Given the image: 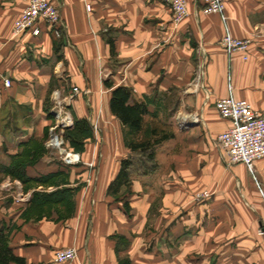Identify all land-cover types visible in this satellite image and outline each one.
Wrapping results in <instances>:
<instances>
[{
    "label": "crops",
    "instance_id": "crops-1",
    "mask_svg": "<svg viewBox=\"0 0 264 264\" xmlns=\"http://www.w3.org/2000/svg\"><path fill=\"white\" fill-rule=\"evenodd\" d=\"M53 2L64 23L61 38L45 28L40 36L12 39L13 24L25 2L0 0V42L5 43L0 68L14 81L11 88L0 84V178H7L8 185L15 182L5 174L10 175L13 158L22 155L21 144L33 138L31 126L47 122L42 105L54 79L60 87L68 81L80 89L68 107L75 118L90 122L88 108L97 112L101 105L95 102L103 97L102 113L110 116L106 120L112 125L105 123L104 139L114 136L120 145L110 169L114 176L130 152L123 126L110 111L112 89L106 81L130 88L138 101L156 93L166 104L178 94L179 108L193 109L181 119L179 136L202 128L193 137L194 144L207 139L215 146L218 135L230 126L216 109L217 101L230 94V86L237 99L264 110V0L227 3L232 35L252 41L247 60L239 52L228 56L220 43L225 31L221 17L205 15L200 0H188L190 16L176 28L170 7L161 0ZM200 67L202 85L197 82ZM85 96L93 101L87 104ZM213 149L206 153L212 156L210 161L202 163L210 173L220 161L218 148ZM104 151L106 156L113 153L99 148L97 155L103 161ZM99 166L102 163L98 164L102 172ZM25 167L31 177L60 169L47 154ZM78 168L83 166L71 169ZM218 174L215 170L211 197L198 205H186L181 181L157 182L153 173L133 179L125 201L107 196L110 180H106L91 196L78 193L72 214L60 217L53 211L49 220L30 225L0 190V230L17 226L8 246L25 264H57L55 253L72 247L78 256L70 264H264V159L255 163L253 174L242 164L228 169L225 179ZM71 180L74 184L73 176ZM161 184L169 188L158 195L154 189ZM158 199L162 208L155 207Z\"/></svg>",
    "mask_w": 264,
    "mask_h": 264
},
{
    "label": "rangeland",
    "instance_id": "rangeland-1",
    "mask_svg": "<svg viewBox=\"0 0 264 264\" xmlns=\"http://www.w3.org/2000/svg\"><path fill=\"white\" fill-rule=\"evenodd\" d=\"M0 43L2 44V47L0 48L1 52L5 43H2V41ZM7 79L11 81V87H13L14 81L11 78L7 77L0 68V84H2L3 87H5L4 84ZM52 85L53 86L51 87V90L46 94L45 101L42 105V110L45 113L47 122L43 120V123H37L31 126L33 128L32 131L34 135L31 144L25 149V154L28 156H26L27 161H39L41 157L45 156L44 154H47L51 158L53 157V159L58 162L62 161V158L59 155L57 149L51 146L53 143V133L59 135L62 144L61 148L63 151H66V153H77L70 148L66 140L67 132L74 127L76 119L75 115L69 108H67L66 113H69L71 115L73 124L68 128H64L60 126L58 120H56L53 114L54 106L56 104V93L59 92L62 98L73 96L72 90L76 86H71L67 81L62 84L63 86L60 87L61 84L57 79H54V83ZM80 93L81 92H79V94ZM77 95L73 96V101L77 98ZM84 99L87 104L91 103L90 99L91 101H93L92 98L89 99L87 98V96H85ZM105 99L106 96H104V100ZM178 99H180V96L178 94H173L169 99H167L166 112H163L161 116V120L170 125V129L167 130V132L173 133L174 137L162 144L163 147L161 146V151H159L160 153L156 157L158 168L154 173L157 174V177L155 178L157 182L160 180H162V182L167 180L181 181V185L184 189V193L182 195L186 196H184L186 198L185 203L188 207H190L198 205V203L202 201L198 197L199 194L207 191L212 195L210 186L212 185L211 181H213L215 170L219 172V177H224L225 179L226 175H224V173L227 172V170L232 166H229L227 164L226 154L217 146V143L215 141L214 144L218 148L220 153V161L219 163L217 162L218 164L215 163V165H212L215 168L214 169L212 167V173H210V171H204V167L202 165L203 161H210V159L212 158V156L206 155V153L208 152V150L214 151L213 148L215 146L211 145V143L207 139H205L204 141L203 139H201V141L196 144L192 142L193 137L198 136L202 131V128L199 127L192 130L190 129L188 133H186V136L184 138L179 136L178 131L180 129V121H182L181 119H184V117H188L190 114H192L193 111L191 110L193 109H187L184 107L180 109L178 105ZM97 100L98 101L95 102L96 105L98 103L101 105L97 112H95L96 109L88 108L89 114L91 116L90 125L92 127L93 138L86 142V152L84 154H80L82 159L85 161L80 165L83 164V166L85 167H83V169L78 168V170H73L71 168L69 169V180L72 181L71 179L73 176V181H75V183L72 184L71 187H76L82 184V189L80 190L81 193H79L88 196H91L94 193L96 187H98L99 185L101 186L104 181L110 180L111 183V181L115 179L116 175L118 174L117 173L114 176V171H110V169L114 167V161L118 159V156H115L116 153H114V151L118 148L120 149V145L119 142L114 139V136L107 140L104 139L105 137L103 133V127L104 125H106L105 123H107V127H112V125L110 124V121H108V119L106 120V118H109L110 116L108 115L106 117V115H103L102 113L103 97L99 96V99ZM33 111L39 113L38 109H34ZM154 124L156 126H159L157 122H154ZM99 148H107L109 149L110 153L111 151H113V153L106 156L104 151L103 153L105 155V160L103 161V159L101 158V160L97 155ZM101 163L102 168L100 166L99 168L102 170V172L98 169V164L100 165ZM105 163L107 166H104ZM104 167H107V171L103 170ZM159 167L163 169L161 170L159 169ZM140 174L141 172L133 175V179L139 178L141 176ZM5 175V177H10V180L15 183L11 186L7 184L9 181L7 178V182L5 178H0V190L5 191V199H12V201L14 202L13 209H15L17 212H20L22 216H25L24 221L28 225L33 224L34 222L39 221L43 218L49 220L53 211L62 213L64 215H70L72 214V212H74L71 205L68 203H61L53 207L48 204L42 207H38L32 203V197L35 193L52 192L60 189L59 187H57V184L60 183V178L52 180L47 185H39L37 183L23 184L21 182L15 181L17 179L12 175ZM61 186L63 187V185ZM166 188H169L168 185L163 184L162 186H156L154 190H156V192L159 191L156 194L162 195L166 191ZM127 192V190L123 189L122 195ZM145 192L150 194V192H147V190H145ZM107 196L109 195L107 194ZM156 201L157 202L155 207L162 208L161 199H158Z\"/></svg>",
    "mask_w": 264,
    "mask_h": 264
},
{
    "label": "built area",
    "instance_id": "built-area-1",
    "mask_svg": "<svg viewBox=\"0 0 264 264\" xmlns=\"http://www.w3.org/2000/svg\"><path fill=\"white\" fill-rule=\"evenodd\" d=\"M23 1L25 6L13 24L12 39H19L26 34L40 36L45 28L51 30L57 38L63 36L62 15L53 0ZM161 1L170 7L175 28L190 16L188 0ZM200 2L203 6L202 12L205 15L217 14L221 17L225 31L220 43L228 56L231 57L239 52L243 53V59L247 60L252 41L250 39H238L232 35L226 15L228 0H200ZM87 8L90 10L89 6ZM1 47L2 44L0 43ZM202 78L203 68L200 67L197 77L198 85H202ZM4 85L6 88H10L11 81L7 79ZM229 89L230 94L217 101L216 109L219 116L228 121L230 126L218 135L216 143L226 154L229 166L242 164L253 174L255 163L264 159V110H257L248 101L237 99L232 93L231 86ZM79 92L78 87H74L72 90L73 96ZM73 96L62 98L59 92L56 93L53 114L60 126L64 128L73 124L71 115L66 113ZM52 140L51 146L57 149L65 166L73 167L84 163L80 153H66L62 150L59 135L53 133ZM198 197L200 200H206L211 197V194L205 191ZM77 256L78 252L75 248H66L55 253L54 261L57 264H70Z\"/></svg>",
    "mask_w": 264,
    "mask_h": 264
},
{
    "label": "trees",
    "instance_id": "trees-1",
    "mask_svg": "<svg viewBox=\"0 0 264 264\" xmlns=\"http://www.w3.org/2000/svg\"><path fill=\"white\" fill-rule=\"evenodd\" d=\"M105 85L112 89L109 101L110 111L123 126L124 144L130 152V156L122 160L118 174L107 188V194L119 202L125 201L130 195L133 175L140 172V175H149L157 170V148L172 139L174 134L167 132L170 125L161 120V116L167 108L165 102L157 97L156 93L153 96H145L138 101L134 97V92L128 87H114L109 81H106ZM154 122H157L159 126H156ZM92 138V127L87 118H76L74 127L66 135L70 148L80 154L86 152V142ZM32 140L33 138L21 144L22 155L13 158L8 170L9 174L23 184L47 185L52 180L60 178V183L57 184L60 189L52 192H37L32 197V203L38 207L47 204L53 207L61 203H68L75 211L73 199L82 189V184L71 187L73 183L69 180V169L72 167L65 166L62 161H56L60 168L57 172L36 177H31L26 172V165H33L37 162L27 161L28 156L25 154V149L31 144ZM81 166L83 164L73 167ZM123 189L128 191L124 195H122ZM124 204L126 211H129L128 202ZM58 215L63 217L64 214L58 213ZM24 218L25 216H23ZM16 228L17 226L14 225L7 232L0 230V264H25L24 259L15 256L8 246L9 238Z\"/></svg>",
    "mask_w": 264,
    "mask_h": 264
}]
</instances>
